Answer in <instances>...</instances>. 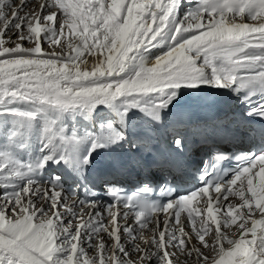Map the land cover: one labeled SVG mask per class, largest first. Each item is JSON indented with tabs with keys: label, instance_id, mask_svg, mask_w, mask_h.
<instances>
[{
	"label": "snow or ice",
	"instance_id": "1",
	"mask_svg": "<svg viewBox=\"0 0 264 264\" xmlns=\"http://www.w3.org/2000/svg\"><path fill=\"white\" fill-rule=\"evenodd\" d=\"M28 2L0 0V264H173L178 255L193 264H264V151L221 147L242 135L264 144V125L244 118L264 121V0H201L183 15L182 0H44L25 12ZM65 29L79 42H61ZM158 48L166 51L146 63ZM208 88L239 96L244 117L215 105ZM183 89L199 90L196 105L177 106ZM101 105L114 115L98 114ZM133 109L141 117L129 116ZM76 111L85 126L69 131L58 114ZM34 136L38 153L20 158ZM53 165L70 169L78 186L42 179ZM152 172L164 177L152 192L166 202L114 182ZM190 173L199 186L175 192ZM98 185L108 201L92 197ZM198 195L208 198L200 228L189 207ZM229 195L238 203L221 201ZM214 202L217 213L227 209L220 217ZM181 212L189 231L169 226ZM153 214H168L165 227L145 235Z\"/></svg>",
	"mask_w": 264,
	"mask_h": 264
},
{
	"label": "bare ground",
	"instance_id": "2",
	"mask_svg": "<svg viewBox=\"0 0 264 264\" xmlns=\"http://www.w3.org/2000/svg\"><path fill=\"white\" fill-rule=\"evenodd\" d=\"M31 1H32V4H30ZM31 1L28 2L29 6H31V8L34 7L36 4L38 6L39 3H43L44 2L43 0H31ZM73 2H75V0H73ZM81 2H82V0H81ZM107 2H110V0H107ZM128 2H130V0H128ZM141 2H143V0H141ZM162 2L166 3L167 0H162ZM199 3H201V0H199ZM18 4H19V1L16 2V5L17 6H18ZM31 8L29 10H26L25 9L24 11L25 12H30V11H32ZM35 8H37V7L35 6ZM191 8H192V4L186 5L185 2H183V0H182V2L179 5L180 15H181V13L183 11L189 10ZM204 15L206 16V14H204ZM69 38L70 39H74V41H76L77 43L79 42V41H77V39L75 38V36H72V37H71V35L69 36V33H66L62 38H60V40H61V42H64L63 40L67 41V39H69ZM68 51H70V50H68ZM163 51H166V49L165 48L152 49L151 53L148 54L146 56V58H145L146 59V63L148 61L154 60L155 57L157 55L161 54ZM85 58L87 60V69L90 70L91 67H92V63H93V57L91 55H89L88 53H85ZM81 67L84 68L85 65L82 64ZM206 92L207 93H210L213 96V98H214V103L215 104H218L222 100V98H225L224 97V94L226 92V89H221V90L212 91V92L206 91ZM193 93H197V95H193ZM198 94H199V90H197V89H183L181 91V95L178 97V100L176 101L177 106L178 107H187V106H194V105H196L197 99H198ZM117 103H119V102H117ZM96 112L98 114L105 115V114H108V113L113 112V109L101 105V106H98ZM133 113L136 114V117L137 118L141 117V115H142L141 113L138 112V110L133 109L131 112H129V116H132ZM61 114L63 115L65 113H60L58 115H61ZM69 131H71V129ZM37 147L39 148V144L37 145ZM238 187H239V184H237L236 186H233V191H236V189ZM0 191H2V190H0ZM210 195H212L213 197L216 196V194L214 192H210ZM207 199H208L207 197L201 198L198 195L197 198H196V200H194L192 202V204L189 206L190 209L194 210V215L196 216V221L194 223V226L196 228H200L202 226L203 221L206 220V219H208L207 218V212H206V201H207ZM237 199H239V198L238 197H235V196L229 195L228 196V200L227 201H223V197H221V201L222 202H225V203H228V202H231L232 201L231 203L235 204V203H238L237 202ZM198 201H199V204L198 205H195L196 203H198ZM69 202L71 203L72 201H69ZM196 209H200V211H195ZM171 211L172 210H169V213H171ZM213 211H214L215 214L218 215V217H220L223 212L227 211V209H222L221 212L217 213L216 212V203L214 202L213 203ZM181 214H182L181 215V220H183V219L184 220L183 221L179 220V222H176L174 220V218H170L169 219V226H172V225H176L177 227H179V226H185V230L186 231H189L190 230V228H189V223L190 222L187 219V212H181ZM164 215H168V214H162V215L153 214V217H152L151 221L149 222L147 228L144 229V233L146 235H150L151 234V230L154 229V228H156L157 223H159V227L161 229H164V227H165L164 226V223H163V216ZM180 221H181V223H180ZM129 223H132L131 219L129 220ZM211 227H212V231H213V229H215V225L212 224ZM149 231H150V233H149ZM258 234H259V230H258ZM246 238L249 239V240H251L252 239L251 234H249ZM88 250L89 249H87V247H86V251H88ZM169 250L170 251H174V249H171V247L169 248ZM93 254L94 253L92 252L89 255H93ZM181 258H184V260L181 259ZM181 258L177 261L178 263L176 262L177 264H183V262H184V264L191 263V261H190L189 258H187V261H185V257L183 255H182Z\"/></svg>",
	"mask_w": 264,
	"mask_h": 264
},
{
	"label": "rangeland",
	"instance_id": "3",
	"mask_svg": "<svg viewBox=\"0 0 264 264\" xmlns=\"http://www.w3.org/2000/svg\"><path fill=\"white\" fill-rule=\"evenodd\" d=\"M17 1H19V0H15V3L17 2ZM29 1H31V0H29ZM44 1V0H43ZM42 1V2H43ZM125 3L127 4V3H130V2H128V0H125ZM30 4H32V1L30 2ZM193 5V7H197L198 5H199V1H197V0H195V3H193L192 4ZM36 7H37V4L35 5ZM35 6L34 7H32L31 8V6H29V4H28V6H27V8H25L26 10H29L30 8L33 10V9H35ZM185 11H183L182 13H181V15H183V13H184ZM206 17V16H205ZM195 31V30H194ZM65 32L66 33H68V31H67V29H65ZM66 33H64V35L66 34ZM43 35V34H42ZM63 35V36H64ZM63 36H61V37H59V38H62ZM69 36H70V34H69ZM72 37V36H71ZM76 38V37H75ZM73 41H74V39H72ZM64 42H66L65 40H63ZM78 41V40H77ZM74 43H77L76 41H74ZM42 48H44V49H47V50H49V51H51L52 50V48H55V50L56 51H60V49H59V47L58 46H55V45H53V46H49V44L47 43V42H43L42 41ZM15 106V105H14ZM21 107H26V105H20ZM111 114H112V112H111ZM110 113H108V114H105V115H111ZM114 114V113H113ZM83 115H84V113H83ZM38 129H39V126L37 125V132H38ZM36 143H38L37 142V139H36V137L34 136L33 137V141H32V145H31V147L26 151V152H17V155L20 157V158H22V159H24V158H28L29 156H35L38 152L34 149V145L36 144ZM0 190H2L3 191V189H0ZM238 200L239 199H237V202H238ZM232 202V201H231ZM39 203V202H38ZM180 223H181V221H180ZM212 230V229H211ZM213 231H214V229H213ZM149 233H150V231H149ZM146 235V234H145ZM207 238V237H206ZM175 251V250H174ZM88 253L90 254V253H92V251L91 250H88ZM182 257V255H178V258L177 257H174L173 258V263L174 264H177L178 262V260L180 259ZM133 258L135 259L136 257L135 256H133ZM181 259H183L184 260V258H181ZM189 259H190V261H191V263H187V264H193V258L192 257H189ZM175 260V261H174ZM177 262V263H176ZM183 264H184V262H183Z\"/></svg>",
	"mask_w": 264,
	"mask_h": 264
}]
</instances>
